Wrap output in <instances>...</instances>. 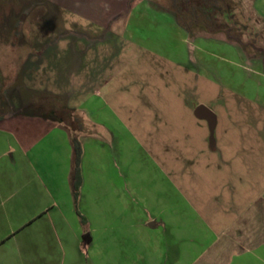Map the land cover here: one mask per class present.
<instances>
[{
    "label": "rangeland",
    "instance_id": "374dc122",
    "mask_svg": "<svg viewBox=\"0 0 264 264\" xmlns=\"http://www.w3.org/2000/svg\"><path fill=\"white\" fill-rule=\"evenodd\" d=\"M131 1L0 0V114L23 108L59 117L53 121L64 127V132L51 135L53 146L46 132V126L52 125L47 123L39 129L36 120L30 122L31 127L34 124L36 127L38 152L54 156L49 170L54 179L61 177V168L64 171V164L71 161L70 127L79 126L77 131L86 158L93 160V153L96 154V170H85L84 191L88 200L83 205L85 212L101 207L98 214H82L85 222L76 214L82 228L80 236L86 241L79 247L84 253L80 254L79 263L73 257L75 248L66 247L63 242L60 245L55 242L51 253L43 246L35 249L36 241L59 240V235L63 238L59 228L69 217L48 210L59 203L58 210L62 209L58 213H64L66 199L64 193L60 194L64 191L63 183L46 179L48 186L50 181L55 189L59 185L60 188L55 192L59 195L50 199L42 196L45 216H35L37 203L31 197L22 201L24 207L19 212L12 208L0 215V244L5 242L0 246V264H166L163 253L168 247L164 245L167 239L162 223L144 231L148 215L139 205L140 199L122 198L113 204L112 199H107L109 192L125 196V191L131 190L128 182L132 173L134 177L143 175L138 186H145L149 193L160 176L165 181L158 182V192L160 195V191L164 192L170 207L181 197L188 208L200 207L204 211L205 204L218 196L213 207L218 218L228 221L247 203L246 187L252 191L250 178L264 176V152L248 154L238 149L244 144L264 148V111L254 103H238L234 91H227L222 85L221 50H212L211 63L208 61L211 50H200L201 59L193 61L190 73L145 53L124 36L126 9ZM234 3L238 5L235 8L239 10V18L244 19V14L257 42L264 46V21L252 6L240 0ZM170 9L173 11V6ZM12 50L17 54L15 63H19L14 81L17 66L12 54L1 56ZM206 67L213 70L212 80L203 78ZM198 104L210 107L217 115L216 150L210 148L208 122L194 116ZM90 117L103 122L107 129L94 125ZM27 126L23 121L20 124L22 129ZM88 135L108 144L84 142ZM109 147L123 164L108 162ZM67 150L69 155L64 159L62 153ZM175 157L182 159L178 160L181 165L175 168L176 174ZM244 159L247 165H243ZM114 160H118L117 155ZM42 177L45 179L44 173ZM28 178L22 171L21 177L15 178V186L24 190ZM230 184L235 189H229ZM68 187L71 190L69 182ZM131 201L132 208L137 210L132 211L134 215L126 208ZM231 206L234 209L229 211ZM223 211L227 213L222 215ZM132 224L137 226L129 230ZM88 237L95 243L87 244ZM24 241L34 242L29 247L31 252L39 250L30 254L37 258L35 262H20L17 260L20 257L13 253ZM19 242L22 245L17 246ZM46 254L52 259L43 261L41 257Z\"/></svg>",
    "mask_w": 264,
    "mask_h": 264
},
{
    "label": "crops",
    "instance_id": "0c3cea01",
    "mask_svg": "<svg viewBox=\"0 0 264 264\" xmlns=\"http://www.w3.org/2000/svg\"><path fill=\"white\" fill-rule=\"evenodd\" d=\"M240 1L243 4L252 6L255 13L259 16V19L264 21V0ZM174 5V0H132L128 6L126 5L125 39L143 48L145 53L151 54L158 60L170 65H175L176 68H180V70L186 71L187 73H190L189 70L192 69L193 61L201 59L200 54L198 55L200 50H204V52L205 50H211L209 52L210 55L208 54V61L210 63L212 62L213 56L211 53L212 50H221L222 85L228 88L227 91L230 89L234 91V97L238 103L242 101L251 104L254 103L264 111V61L261 56L248 58L244 48L230 41L224 33L200 31L194 37L190 38L188 30L177 22L174 11L170 9ZM6 54H12L13 64L17 66L15 68L17 70L14 75V81L19 64L17 62L15 63L17 61L15 56L17 54L15 50H12V52L7 51L4 54L2 53L1 56H5ZM204 57L207 58V53ZM206 58L204 63L207 65ZM0 61H2V58H0ZM212 71L211 67H206L204 74H202L203 78L212 80ZM57 118L59 117L43 115L42 113L33 111L27 112L23 108L9 110L4 114H0V215L11 212L12 208L15 212H19V209L24 207L21 205L22 201L31 197L33 198L34 204L37 203L34 208L36 215H34L38 216L39 214V216H45L46 212L44 210L46 209L42 206V196L50 199L54 194L59 195V193L55 192L56 190L59 191L60 188L59 185L55 189L53 183L50 181L48 182L50 183L48 186L45 180L50 179L57 184L63 183L62 188H64V191L60 194H65L66 206L63 209L64 213H58L62 209L60 207L58 210L59 203H56V206H50L48 209L50 213L69 215L67 223L62 219L64 224H61L59 228V231H63V238L59 235L60 238L58 237L59 240L56 239L57 241L51 238H46L45 241H36L35 249H37V246H43L51 253L55 242L58 245L63 242L64 246L75 248L76 255H73V257L79 263L80 254L81 256L84 254L79 247L85 240L83 236L82 238L80 236L82 228L80 222H78L79 220L76 218V214H79L78 210L83 215L87 213L98 214L101 208H95L93 210L94 212L86 209L87 212H85L83 205L88 200V195L84 191L87 181L85 170H91V168L93 171L96 170L94 163L96 154L93 153L92 160V158L89 159V156L86 158L84 151L81 164L83 182L80 188L79 198L76 200L74 197V152L71 155H69L68 150L66 153H62L64 154V159L69 155L68 159H71V161L69 164H64V171L63 167L60 170V173H62L61 177H55V179L54 173L49 171L52 168L50 164H53V159L51 158L54 156H52V153L48 157V154L44 156L38 152L40 148L36 141L35 124L40 127L39 129L48 125L47 123L52 125V127L46 126L48 127L46 132L50 136L54 135V133L63 134L64 127H61L58 122H55L56 120L53 121V119ZM91 119L94 125H101L103 130L107 129L103 122L95 121L96 119L94 120V117ZM32 120H36L34 127L30 126ZM22 121L29 124V127L27 126V128L22 129L20 127ZM52 139L53 137L51 136L49 138L52 144L51 146H53ZM208 139L210 141V135ZM85 141L99 145L102 142L105 143L90 135L84 138ZM92 146L95 148L94 145ZM210 148L216 150V145L210 142ZM255 148L257 147L254 145L244 144V146H240L238 149L244 153L248 152V154H253L254 151L264 152V148ZM45 150L47 151L46 147ZM107 152L109 153L108 162L115 161L116 165L123 164L122 159L118 157L116 152L111 154L110 147ZM115 155H117L118 160H114ZM175 158L178 164L174 165V174H176L175 168H179L181 165L179 161H182V159ZM91 162L92 165L90 164ZM242 163L243 165H247L245 159ZM22 171L26 177H29L25 183L27 184V189L25 188L24 190H20L19 184V187L15 186V183H17L16 180L18 179L15 178L21 177ZM124 171V169H121V172ZM43 173L45 174V179L42 177ZM126 176L128 177L127 174ZM142 177L143 175L134 177L131 173V181L128 182L131 185V190L129 191V188L125 191L128 194L126 193L123 196L124 194L120 193L119 195L116 191L114 193L109 192L107 199H112L113 204L116 203V200H121L122 198L133 200L136 197L140 199L139 205L141 204L142 209H145L148 215V219L144 224V231L158 226L160 222L162 223L163 233L167 239V243H164V245L167 244L168 247V250H165L163 253V261L166 264H264V176L262 178H250L249 184H251L252 191L250 192V188L246 187L245 198H248L247 203L239 211L237 210L234 217L228 221L217 217V209L213 207V201L219 200L218 196H213L212 201H209L208 205L207 203L205 204L206 208L203 207L205 209L204 211L200 207H197L195 210L190 205V208H188V203L183 202L181 197L178 202L174 203L175 205L172 204L173 206L170 207L167 204L166 197L163 196L164 192L160 191L161 195L158 192V182L159 184L160 182L163 183L165 178L159 176L155 186L153 185V190L148 193V188L142 185L138 186L143 181ZM118 178L116 177V179ZM116 179H114L115 184ZM134 179L137 180V183L133 181ZM94 180L93 178L92 181L94 182ZM68 182L70 183L71 190L68 187ZM40 184L41 187L39 188ZM231 185L228 188L235 189ZM255 187L256 189H254ZM15 188L17 189L15 190ZM42 189L44 190L41 192ZM184 204L186 208L181 207ZM132 205V201L126 203V208L130 215L133 214L132 211H137H134ZM229 208H227L229 211L234 209L232 206ZM184 209L186 211H183ZM227 211H223L222 215L227 213ZM136 226L132 224L129 230H134ZM76 231L80 233L76 234ZM70 232L72 234L75 233V237H72V239L70 238L72 235ZM83 235L85 236V234ZM88 243L90 245L91 243H95V241H93L92 237H88ZM3 244H0V246ZM16 245L20 246L22 244L19 242ZM23 246L29 248L30 246H34V242L24 241L23 245L13 252L20 257L17 260L28 263L35 262L37 258L30 256V254H37L39 250L31 252V247L29 250H26ZM78 255L79 257L77 258L76 256ZM12 256L15 258L14 255ZM39 256L41 257L42 255ZM50 258L52 259V256L47 254L41 257L43 261H47Z\"/></svg>",
    "mask_w": 264,
    "mask_h": 264
},
{
    "label": "trees",
    "instance_id": "16d2710c",
    "mask_svg": "<svg viewBox=\"0 0 264 264\" xmlns=\"http://www.w3.org/2000/svg\"><path fill=\"white\" fill-rule=\"evenodd\" d=\"M173 11L177 22L188 30L190 38L200 31L208 33H224L225 36L242 48L248 58L260 57L264 61V46L257 42L248 19L239 18L234 0H174ZM239 3V2H238ZM240 4V3H239ZM241 15V14H240ZM72 113V111H71ZM72 115V114H71ZM73 119V115L71 116ZM76 120L77 118L74 117ZM74 120V121H75ZM67 127L69 124L65 123ZM71 143L74 152V197L79 198L80 188L83 182L81 164L84 154L82 142L79 138L78 128L70 127ZM83 221L85 219L83 215Z\"/></svg>",
    "mask_w": 264,
    "mask_h": 264
},
{
    "label": "water",
    "instance_id": "95a60500",
    "mask_svg": "<svg viewBox=\"0 0 264 264\" xmlns=\"http://www.w3.org/2000/svg\"><path fill=\"white\" fill-rule=\"evenodd\" d=\"M194 115L198 119H203L208 122V125L211 130L210 141L212 144H214L215 141L214 130L217 126V121H218L216 113L210 107L204 104H198L194 107Z\"/></svg>",
    "mask_w": 264,
    "mask_h": 264
},
{
    "label": "bare ground",
    "instance_id": "6f19581e",
    "mask_svg": "<svg viewBox=\"0 0 264 264\" xmlns=\"http://www.w3.org/2000/svg\"><path fill=\"white\" fill-rule=\"evenodd\" d=\"M182 47H183V45H182ZM176 55V54H175ZM180 56V55H179Z\"/></svg>",
    "mask_w": 264,
    "mask_h": 264
}]
</instances>
